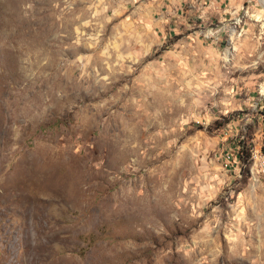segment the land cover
<instances>
[{"label":"rangeland","instance_id":"374dc122","mask_svg":"<svg viewBox=\"0 0 264 264\" xmlns=\"http://www.w3.org/2000/svg\"><path fill=\"white\" fill-rule=\"evenodd\" d=\"M263 145L264 0H0V264H264Z\"/></svg>","mask_w":264,"mask_h":264},{"label":"built area","instance_id":"2783aa9c","mask_svg":"<svg viewBox=\"0 0 264 264\" xmlns=\"http://www.w3.org/2000/svg\"><path fill=\"white\" fill-rule=\"evenodd\" d=\"M251 161L253 166L258 169L264 175V150L263 148L258 149L257 147L251 148Z\"/></svg>","mask_w":264,"mask_h":264},{"label":"trees","instance_id":"16d2710c","mask_svg":"<svg viewBox=\"0 0 264 264\" xmlns=\"http://www.w3.org/2000/svg\"><path fill=\"white\" fill-rule=\"evenodd\" d=\"M263 150H264V145H263ZM239 157H240V161L243 164V166L248 163L249 155L245 153V151H243L242 154L240 153Z\"/></svg>","mask_w":264,"mask_h":264}]
</instances>
